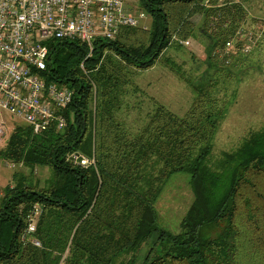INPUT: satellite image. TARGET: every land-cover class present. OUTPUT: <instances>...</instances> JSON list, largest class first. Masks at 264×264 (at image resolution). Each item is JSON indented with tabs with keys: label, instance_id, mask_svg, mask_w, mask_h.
I'll return each mask as SVG.
<instances>
[{
	"label": "trees",
	"instance_id": "obj_1",
	"mask_svg": "<svg viewBox=\"0 0 264 264\" xmlns=\"http://www.w3.org/2000/svg\"><path fill=\"white\" fill-rule=\"evenodd\" d=\"M202 1L138 0L151 19L146 37L131 38L141 27H122L114 39L96 38L89 56L78 39L47 40L41 76L72 89L73 98L62 110V129L51 124L35 133L17 125L0 149V158L28 169L0 199V264H115L124 254H131L125 264H264V129L210 163L227 110L213 96L211 78L185 80L194 97L181 116L157 104L136 132L115 116L129 69L152 67L173 33H191L181 28L188 18L174 21L177 14L203 13L205 21L242 10L239 4L206 8ZM203 34L208 67H215V49L233 26ZM72 152L94 155L95 163H75ZM36 166L52 171L42 186L32 179ZM177 172L189 175L193 200L174 232L159 225L155 202ZM35 206V231L27 234Z\"/></svg>",
	"mask_w": 264,
	"mask_h": 264
},
{
	"label": "rangeland",
	"instance_id": "obj_2",
	"mask_svg": "<svg viewBox=\"0 0 264 264\" xmlns=\"http://www.w3.org/2000/svg\"><path fill=\"white\" fill-rule=\"evenodd\" d=\"M133 10H142L138 0H127ZM203 5L213 9H224L233 4L242 8L233 18L217 15L203 20L204 14H177L174 21L188 18L190 24L181 28L191 33L182 37L181 32L173 33L170 43L155 64L145 70L129 69L127 81L123 83L120 95L121 105L115 112L116 119L130 132L138 131L147 121L157 104L170 111L183 115L192 103L194 93L185 81L198 83L202 78H211L213 96L227 104L224 118L220 121L212 143L210 163L215 162L223 152L234 151L249 133L264 129V0H203ZM143 11V10H142ZM150 16L131 37L145 38L144 29L150 27ZM190 26V27H189ZM234 34L228 39L232 45L215 49L208 67L207 47L209 38L203 34L219 33L221 28L232 27ZM203 28V29H201ZM188 40L189 44L180 43ZM175 66L185 78H181L170 66ZM4 134L0 137V149L5 145L9 134L17 125H27L0 109ZM155 167L159 168V164ZM154 171L156 168H153ZM27 171L21 163L0 158V199L7 185L15 183V175ZM157 171V170H156ZM52 176L49 167L36 166L32 179L40 186ZM193 200L189 175L182 172L172 174L163 184L155 202L158 223L161 227L178 232L180 221ZM67 250L63 257L67 255ZM131 254H124L115 264H125ZM62 259L59 264H62Z\"/></svg>",
	"mask_w": 264,
	"mask_h": 264
},
{
	"label": "built area",
	"instance_id": "obj_3",
	"mask_svg": "<svg viewBox=\"0 0 264 264\" xmlns=\"http://www.w3.org/2000/svg\"><path fill=\"white\" fill-rule=\"evenodd\" d=\"M148 16L126 0H0V109L24 120L35 133L51 124L62 129L66 125L62 110L74 92L64 84H47L41 76L47 40L78 39L86 44L89 56L96 38L114 39L122 27H144ZM231 45L226 41V47ZM3 134L0 120V137ZM68 158L82 166L95 163L94 155L79 152ZM39 212L35 206L29 214L27 234L35 231ZM30 241L40 246L36 238Z\"/></svg>",
	"mask_w": 264,
	"mask_h": 264
},
{
	"label": "crops",
	"instance_id": "obj_4",
	"mask_svg": "<svg viewBox=\"0 0 264 264\" xmlns=\"http://www.w3.org/2000/svg\"><path fill=\"white\" fill-rule=\"evenodd\" d=\"M126 1H127V0H126ZM127 3H128V2H127ZM128 5H129V7H131L129 3H128Z\"/></svg>",
	"mask_w": 264,
	"mask_h": 264
}]
</instances>
